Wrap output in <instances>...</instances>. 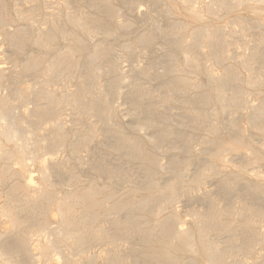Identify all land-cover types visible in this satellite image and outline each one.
I'll use <instances>...</instances> for the list:
<instances>
[{
    "label": "bare ground",
    "instance_id": "bare-ground-1",
    "mask_svg": "<svg viewBox=\"0 0 264 264\" xmlns=\"http://www.w3.org/2000/svg\"><path fill=\"white\" fill-rule=\"evenodd\" d=\"M244 3H264V0H211L208 4H204L203 9L192 7L190 0L186 6L190 16L200 21L204 14H214L221 10L230 11ZM89 6L94 11L91 14L79 10L66 13V25L57 23V14L48 15L51 20L49 26L38 32L33 43L38 48L47 50L52 48L58 39H70L78 47L85 48V43L78 32L93 36L100 29L103 21L108 19L115 22L117 18V12L112 10L109 0H91ZM2 7L0 0V14ZM37 8V6L31 7L23 18L32 23ZM166 11L168 12V9ZM1 22L0 31L6 43L15 50H22L25 42L28 41L26 30L9 32L6 29V21ZM120 27L126 29L129 26L121 24ZM155 29L167 37L171 46L181 50H194L198 57L185 55L184 61L195 68L204 66L202 61L207 60L208 57L215 61L228 57L225 56V52L232 44L231 39L234 35L242 36L246 30L240 28V31L231 32L229 37H225L220 29L208 30L206 27H200L190 34L191 40L187 41L188 29L179 23H172L167 27L156 25ZM112 34L105 32L107 37ZM151 40V37L141 36L138 42L146 44ZM256 43L249 49L248 54L243 56L241 61L239 60L240 67L247 72L245 80L241 78L240 71L233 68L226 69L221 76L208 72L210 89L182 103L183 116L193 119V123L187 124L186 127L206 128L214 137L203 141L207 146L205 153L209 156H221L226 151H235L241 144L240 139L231 137L232 143L227 144L225 149L219 148L218 143L221 142V138L219 130L214 125L217 112L216 109H209L213 102H216L219 110L222 111L231 110L232 107L248 111L247 125L264 136V37ZM204 48L208 49V52H204ZM109 51L105 46L99 45L91 54L84 57L79 85L72 92L66 87V90L61 92L49 89L51 83L63 80V73L70 63L75 61L76 52L72 48L50 60L40 56H28L8 79L0 63V86L9 90L7 94L0 95V187L4 190L3 195L0 191V199L2 197L4 199L0 207V218H6L9 225V229L0 230V264H33L34 255L32 256L31 247L34 236L37 238V249L41 257L47 258L52 254L66 251L69 253V257L65 258L66 264H78L76 257H85L88 249L95 242L109 245L110 249H106L109 255L104 260V264H201V258L204 259V264H225L229 256H236L242 252L253 253V244L262 240L257 234L256 226L259 220L264 219V204L253 206L248 203V199L253 194L264 196V188L248 185L245 198L239 208L219 207L214 199H208L205 209L194 213L193 228L189 230L178 227L179 218L176 215L161 217L162 210L166 211L165 208L170 207L179 196L189 192L190 186H187V182L183 180L186 172L180 170V161L175 155L176 158L171 157L167 165L174 174L173 181L159 185L155 177L161 166L147 146L160 148L164 142L179 140L181 146L175 149L190 154L189 144L192 138L167 127L165 125L167 119L158 114L152 98L163 90L164 94L160 96L162 102H171L191 85L190 79L175 77L178 67L172 65L157 76L161 79L172 77L173 81L163 83L157 91L146 90L142 95L135 96L136 93H140L141 88L136 83L129 84L127 95L131 99L134 120L141 119L140 116L143 114L147 117L140 125H131L130 130L133 135H126L120 125L112 122L113 99L119 95L122 84L117 60L116 58L111 60L107 67H104L103 72L96 67ZM146 72L137 70L142 76H146ZM38 73L41 79L34 82L32 88L35 99L33 108L16 114L15 106L23 105L26 98L20 89L21 80L25 75L30 74L32 77ZM102 74L110 75L114 79L106 87L102 85L103 90L97 86ZM193 87L201 89L200 85ZM250 93H254L257 97L256 104H250L248 97ZM62 107H68L76 114V124L81 122L87 134L84 136L80 133L70 144L71 156L80 162V151L90 149L88 144L96 137L97 129L87 120L89 117H97L101 125L108 128L107 131L105 130L107 138L111 139L108 151L119 153L126 162L114 167L107 162L103 154L99 153L91 158L90 169L98 176L106 175L127 182L132 173L130 163H135L136 171L141 174L140 181L136 180V182L138 186L147 185L145 193L141 194V189L134 187L125 195V199L117 201L114 193L99 190L95 185L79 193L67 192L61 197L47 189L61 186L60 180L57 179L56 182L50 180V171L55 175L60 174L64 165L52 156L47 158L45 156L57 146L65 145L66 131L58 118ZM229 123L239 128L237 118H232ZM44 124L47 133L44 136L38 135L37 128ZM24 127L29 131H24ZM142 129L154 130L155 134L147 141L141 140L138 133ZM164 150L168 151L171 148ZM250 154L254 155L253 150H250ZM88 158L90 159V156ZM27 161L37 164L41 187L34 185L32 177L28 180L23 179L26 167L28 168ZM15 165H20V169H15ZM216 173L212 165H205L198 169L191 182L193 185H199L207 176ZM67 181L70 186H74L77 177L71 173ZM234 187L235 181L223 184L224 189ZM103 194L105 197L100 198ZM53 205L56 207L55 212L51 209ZM101 209L105 211L102 217L98 213ZM121 214L123 217H120ZM149 216L154 218L153 224L146 221ZM223 218L233 220L226 222L222 221ZM237 218L241 220L239 224L234 221ZM50 220L57 222L54 229L49 227ZM106 223L110 226L106 227ZM247 231L249 234H245ZM213 233L226 234V242L220 245L213 241L211 239ZM121 240L138 243L137 246L131 247L129 256L118 250V242ZM186 255L191 257L185 260ZM88 259L86 263H80L95 264L91 258Z\"/></svg>",
    "mask_w": 264,
    "mask_h": 264
},
{
    "label": "rangeland",
    "instance_id": "rangeland-1",
    "mask_svg": "<svg viewBox=\"0 0 264 264\" xmlns=\"http://www.w3.org/2000/svg\"><path fill=\"white\" fill-rule=\"evenodd\" d=\"M189 1L190 0H109L112 10L117 12L116 21L114 22L108 19L103 21L100 29L97 30V33L93 36L78 32L79 37L85 43V48L83 49L74 44L70 39H58L53 44L52 48L47 50L38 48L33 41L39 31L49 26V21L51 20L48 15L57 14V23L60 22L58 24L66 25L65 14L68 12L73 13L79 10L86 14L93 13L94 11L91 10L89 6L91 0H2L3 7L0 14V25L2 23L1 21H6V29L9 32L20 29L26 30V38L28 39L24 47H22V50H15L6 43L3 33L0 31V63L5 69L6 79H8L12 72L16 71L21 66L23 60L28 56H40L45 60H50L51 58L63 54L68 48H72V50L76 52L75 61L73 60L68 69L63 73V80L57 81L58 83L56 81L55 83H51L49 88L57 92L66 89L72 92L76 90L79 85L82 76L81 70L84 65V57L91 54L99 45H103L110 50L109 53L97 63L96 67L100 68L103 72L111 60L115 58L117 60V68L122 84L120 86L119 95L113 99L114 117L112 122L113 124L116 123L120 125L126 135H133L130 130L131 125H140L147 117L143 114L140 116L141 119L134 120L132 116L133 107L130 103L131 99L127 95L128 88L132 83H136L139 85V88H141L140 93H136L135 96L142 95V92L146 90L157 91L163 83L173 81L172 77L161 79L157 76L172 65L178 67L175 77H186L190 79L191 85L184 89V92L177 95L171 102H162L160 96L164 94L163 90H160L159 94L157 92L152 98V103L158 114L167 119L165 122L167 127L172 128L176 133L191 136L192 139L189 144L190 154H187L184 150L175 149L181 146L179 140L164 142L160 145V148L151 145L147 146L149 150H152L154 159L161 166V169L155 177V181H157L159 185H164L165 183L173 181L172 177L174 174L171 173L167 166L171 157L176 156L180 161V170L186 172V177L183 180L187 182V186H190V191L179 196L170 207L165 208L166 211L163 209L161 213V217H169L172 214L178 216L179 220L177 225L184 230L193 228L194 213L203 211L208 199H214L217 205H220L219 207L227 208L233 206L239 208L242 204L241 201L245 198L244 194L248 185L251 184L260 189L264 188V136L250 129L247 125L246 115L248 111L240 110L235 107H232L231 110L222 111L219 110L216 102H213L209 107L210 110L216 109L217 112L214 125L219 130L221 138V142L218 143L219 148L225 149L227 144L232 143L231 137L240 139L241 143L240 146H237V150L226 151L221 156H209L205 153L207 146L203 144V141L214 139V137L209 134L206 128L192 129L186 127L187 124L193 123V119L187 118L182 114V103L184 101L210 89L211 84L208 80V72L215 76H221L226 69L233 68L236 71H240L242 79H246L247 72L240 67V61L243 56L248 54L249 49L255 46L260 38L264 37V3H244L230 11L221 10L214 14H204L202 20L199 21L191 17L187 10L186 5ZM209 2H211V0H191V6L195 9H203L204 4H208ZM43 5L45 6L43 7ZM33 6H37L38 8L31 23L24 19L23 15L27 14L28 10ZM167 9L168 12L166 11ZM172 23H179L187 27V41L191 40L190 34L200 27H206L208 30L220 29L222 35L225 37H229L231 32L240 31V28H246V30L242 36H233L231 39L232 44L225 52V56L228 57L220 61H215V59L208 57L207 60L202 61V65L204 66L195 68L184 61L185 55L193 58L198 57L194 50H181L171 46L167 37L155 29L156 25L167 27ZM121 24H128L129 27L126 29L121 28ZM246 24L249 26L248 28ZM105 32H111L113 34L107 37L105 36ZM141 36L151 37L152 40L149 43L141 44L138 42ZM207 50L206 48L203 49L204 52ZM254 66L256 67L257 65ZM148 68L149 71H147ZM137 70L147 71V75L142 76L137 73ZM40 79L41 76L40 73H38L32 75V77L30 74H28V76L25 75L21 80L20 89L26 98L23 105L20 104L15 106L14 109H16V114H21L22 110H30L33 108L35 99L32 95V88ZM112 80H114L112 76L102 74L97 82V86L98 88L101 87L100 89L103 90L102 87H106ZM197 85H200L201 89L193 87ZM90 91H92L91 87ZM8 92V89L0 86V95H5ZM248 97L250 104L257 103V97L254 93H250ZM58 118L66 131L65 145L57 146L55 149L48 152L45 157L52 156L57 162L64 165V168L63 172H60V174L56 173V175L54 172L50 171V180L54 182H56L57 179L60 180L61 186L47 188L49 191L61 197L67 192L79 193L89 186L95 185L99 190L114 193L117 201L125 199V195L134 187L140 188L141 194L145 193L147 185H137L140 181L141 174L136 171L137 164L135 163H130L132 173L130 175V180L127 182L119 179L117 180V178H109L106 175L98 176L90 169L89 162L91 158L93 155L99 153L105 156L107 162L111 166L118 167L126 162V159L119 153L108 151L107 148L111 143V139L109 137L108 139L105 133L108 128L101 125L102 123L98 121L99 119L97 117H89L87 120L89 121L88 123L92 124L93 127L97 129V135L94 140L88 144L90 149L86 151L83 149L81 150L82 152L80 151L79 158L82 163L73 158L69 152L70 144L78 138L80 133H83L84 136L87 135L81 122L80 124H76L77 116L68 107H62L60 109ZM232 118L238 119L239 128H235L229 123ZM45 126L44 124L37 128L38 135L44 136L45 133H47ZM24 131L29 130L27 127H24ZM154 134V130L146 129H142L138 133L141 140L144 141H147V139L149 140ZM164 148H171V150L166 151ZM250 150H253L254 155L250 154ZM93 151H95V153H93ZM89 156L90 159L88 158ZM27 164L28 168L26 167L23 179L28 180L29 177H32L34 185L41 187L42 183L40 181V173L37 164L32 161H27ZM208 164L212 165L217 173L207 176L201 184L193 185L191 181L198 169ZM19 167L20 165L14 166L15 169H20ZM71 173H74L77 177V182L74 186H70L67 181ZM136 180L138 182H136ZM231 181H235V187L232 189H224L223 184ZM0 191L3 195L4 190L2 187H0ZM104 197V194L100 196V198ZM263 199L264 196L253 194L248 199V203L253 206H260L264 204ZM3 200L2 197L0 199V207L3 204ZM51 209L55 212V205H53ZM98 213L102 217L105 211L101 209L98 210ZM120 217H123V214H121ZM232 220L231 218H223L222 221L230 222ZM146 221L153 224L154 218L149 216ZM234 221H236L237 224L241 222L239 218ZM56 223V220H50L48 224L51 229H54ZM105 226L109 227L110 225L106 223ZM6 229H9L7 220L1 217L0 230L4 231ZM256 230L262 240L260 243L257 242L253 244V253L242 252L236 256H229L225 264H264V219L257 222ZM245 234H249L248 231ZM32 239L34 242H32L31 247L33 251L32 256L34 255L33 264H66L65 258L69 257L68 252H60L62 256L60 253H55L47 258H43L40 256L37 249L36 236ZM211 239L223 245L226 242V234L213 233ZM43 240L44 239H42V241ZM137 245L138 243L136 241L130 242L121 240L118 242V250L122 254L129 256L131 247ZM106 249H110L109 245L95 242L90 246L85 257H76V261L78 264H83L89 260L88 258H91L95 264H104V260L109 255V251ZM190 257V255H186L185 260H188ZM200 263L204 264L203 258L200 259Z\"/></svg>",
    "mask_w": 264,
    "mask_h": 264
}]
</instances>
